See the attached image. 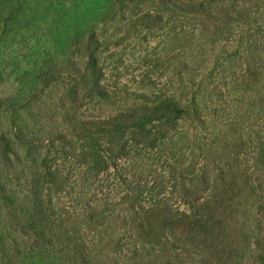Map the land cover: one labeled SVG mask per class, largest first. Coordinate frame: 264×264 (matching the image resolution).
Instances as JSON below:
<instances>
[{
    "label": "rangeland",
    "instance_id": "rangeland-1",
    "mask_svg": "<svg viewBox=\"0 0 264 264\" xmlns=\"http://www.w3.org/2000/svg\"><path fill=\"white\" fill-rule=\"evenodd\" d=\"M147 14L153 17L146 19ZM156 15L162 16L163 21L155 22ZM203 23V18L183 9L172 11L169 3L159 0H0V74H4L0 76V100L17 95L22 74L36 77L54 69V82L44 87L40 81L36 86L35 95L40 100L32 114L38 116L40 126L57 127L66 133L68 139L77 143L76 148L80 141L78 144L63 121L69 112L74 111L85 120L105 118L134 105L141 106L139 95L175 98L189 110L185 103L188 100L199 106L197 119L185 116L177 121L170 134L172 140L167 138L166 145L154 149L141 146L130 152V157L121 159L116 171L111 169L101 175L105 192L116 188L108 197L114 200L127 192L126 185L117 186L121 175L127 177L133 189L139 184V188H153L160 197H169L172 216L167 226L171 234L193 242L210 230L196 214L195 206L204 202L203 197L212 195L213 189L210 184L206 193L198 197L199 191L190 183L193 177L199 179L208 174L212 180H225L222 185L228 187H232L231 181L242 180L237 185L243 198L238 199V230L248 224L249 217L257 220L254 158L256 136H264V67H249L246 56L236 54L243 51L235 42L238 37L229 43L226 36L214 34L213 28L204 29ZM91 33L102 43V84L111 94L107 101L87 99L88 80L84 73L75 72L83 70L87 61L79 50ZM73 63L79 64V69H73ZM76 80L82 83L78 88L82 98L71 105L70 94ZM21 115L26 124L31 115L24 111ZM62 163L64 172L72 171L79 182L81 169ZM30 165L25 148L15 140L10 115L1 106L0 185L8 184L23 192ZM172 165L177 168L179 193L169 178ZM73 187L68 190L70 195L62 193L56 197L59 210L71 211L70 206L83 191L80 183ZM172 191L174 195L170 194ZM96 193L92 187L84 196L90 199ZM186 194L193 196L189 199L191 204L185 203ZM0 226L4 232L0 264H59L63 250L59 234L29 231L15 223L1 204ZM243 246L247 247L235 262V256L226 259L224 251L210 258L215 259V264H256L253 233ZM113 259H106V264L127 262L124 257Z\"/></svg>",
    "mask_w": 264,
    "mask_h": 264
},
{
    "label": "trees",
    "instance_id": "trees-1",
    "mask_svg": "<svg viewBox=\"0 0 264 264\" xmlns=\"http://www.w3.org/2000/svg\"><path fill=\"white\" fill-rule=\"evenodd\" d=\"M159 1L169 3L172 11L183 9L203 18L204 29L213 28L214 34L226 36L228 39L225 40L229 43L238 37L235 42L243 51L236 54L242 58L246 56L249 67H264V0ZM145 17L153 16L147 14ZM154 17L157 18L155 22L163 21L160 15ZM101 48V41L91 33L79 50V54L87 58L83 70L77 68L79 64L76 63L72 67L79 69L75 71L76 74L84 73L88 80L87 99L107 101L111 94L102 84L105 74L100 64ZM56 73L50 69L36 77L22 74L17 95L0 100V107L5 106L10 115L15 140L25 148L27 160L31 163L26 189L21 192L8 184L0 185V204L15 223L29 231L62 236L63 250L59 254V264H106V259L112 258L114 261L113 257L117 256L127 258L126 264H140L144 260L149 264H215V259H211L210 255L223 251L226 259L235 256V262L241 257L238 254L246 249L247 246L244 249L243 244L247 245L250 232L255 237L256 245L253 259L256 264H264V136H256L257 156L254 158L258 191L257 220L249 217V221H246L248 224H243L241 231L238 230V199L243 198L237 185L242 180L231 181L232 187H228L222 185L225 180H212L208 174L199 179L193 177L190 183L196 188L195 191H199L198 197L206 193L210 184L213 185L210 191L212 195L203 197L204 202L195 206L196 214L201 216L210 230L204 237L196 238L195 242L185 241L171 234L167 226L172 216L169 197H160L153 188L147 191L144 187L139 188V184L137 189H133L127 177L121 175L117 186L126 185L127 192L114 200L108 197L116 188L105 192L101 175L109 173L111 169L116 171L120 160L130 157V152L141 146L154 149L166 145L167 138L172 140L170 134L176 129L177 121L185 116L197 119L199 106L188 100L185 103L190 106L189 110L175 98L151 99L139 95L137 99L142 101L141 106L134 105L105 118L85 120L74 111L69 112L63 121L78 139V144L80 141V147L76 148L77 143L68 139L66 133L57 127L40 126L38 116L32 114V109L40 100L35 95L37 84L41 81L44 87L49 86L55 81ZM79 84H82L81 81L76 80L73 85L71 105L82 98ZM23 111L31 115L26 124L21 115ZM27 121L34 126L29 122L27 124ZM46 140L49 141L47 145ZM55 143H58V149ZM170 151L173 152V148ZM61 161L81 169L79 182L72 171L64 172L65 166L60 164ZM177 175L176 166H170L169 178L173 181L174 191L179 193ZM78 183L83 191L70 206L71 211L59 210L56 197L62 193L70 195L69 188L74 190L73 186ZM92 187L97 193L87 199L84 192ZM174 191L170 194L174 195ZM186 196L188 199L185 203L191 204L189 199L193 196ZM3 236L0 226L1 242Z\"/></svg>",
    "mask_w": 264,
    "mask_h": 264
}]
</instances>
